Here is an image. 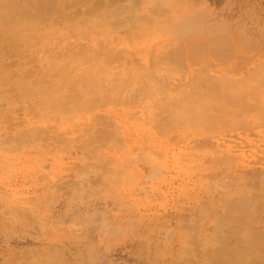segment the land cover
<instances>
[{
  "label": "rangeland",
  "instance_id": "374dc122",
  "mask_svg": "<svg viewBox=\"0 0 264 264\" xmlns=\"http://www.w3.org/2000/svg\"><path fill=\"white\" fill-rule=\"evenodd\" d=\"M0 11V264H264V0Z\"/></svg>",
  "mask_w": 264,
  "mask_h": 264
},
{
  "label": "bare ground",
  "instance_id": "6f19581e",
  "mask_svg": "<svg viewBox=\"0 0 264 264\" xmlns=\"http://www.w3.org/2000/svg\"><path fill=\"white\" fill-rule=\"evenodd\" d=\"M3 11V10H2ZM47 12V11H46ZM11 14V13H10ZM9 13H7V11L6 12H1L0 11V22L2 23L1 24V26L2 27H0V35H7V34H10L12 31H13V29H14V24H15V22H14V18H13V16H11ZM40 21V20H39ZM4 28V29H3ZM15 37V36H14ZM8 38V37H7ZM27 48V47H26ZM50 60V59H49ZM74 64V63H73ZM213 88V87H212ZM213 95V94H212ZM199 100V99H198ZM179 101H177V103H178ZM217 102V101H216ZM191 104V103H190ZM189 104V106H191ZM202 104V103H201ZM194 106H196V104L194 105ZM214 106V105H213ZM169 107H172V105H170ZM167 108V107H166ZM207 111V110H206ZM189 113V112H188ZM213 113H214V111H213ZM204 118H205V116H204ZM216 127V126H215ZM264 165V164H263ZM261 174V173H260ZM263 175V174H262ZM262 175H261V178H264V177H262ZM258 176V175H257ZM260 176V175H259ZM258 176V177H259ZM262 181V180H261ZM248 196V195H247ZM250 197V196H249ZM256 204V203H255ZM231 228V227H230ZM235 232V231H234ZM224 233V237H225V235H228V237H230L229 235H234L233 234V232L231 231V230H227V231H225V232H223ZM236 233L237 232H235V235H236ZM247 233V232H246ZM237 235H238V233H237ZM235 237V236H234ZM246 237V236H245ZM231 238V237H230ZM233 241V240H232ZM227 242H228V240H227ZM249 242V241H248ZM228 245V244H227ZM246 247V246H245ZM244 247V248H245ZM214 250V249H213ZM213 252V251H212ZM205 253V252H204ZM215 253V252H214ZM204 256V255H203ZM217 259V258H216ZM217 261V260H216Z\"/></svg>",
  "mask_w": 264,
  "mask_h": 264
}]
</instances>
